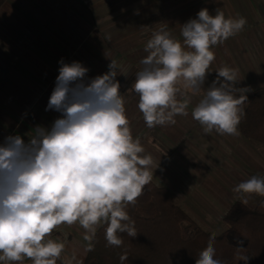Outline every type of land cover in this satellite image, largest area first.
Listing matches in <instances>:
<instances>
[{
	"label": "clouds",
	"instance_id": "obj_1",
	"mask_svg": "<svg viewBox=\"0 0 264 264\" xmlns=\"http://www.w3.org/2000/svg\"><path fill=\"white\" fill-rule=\"evenodd\" d=\"M245 24L243 17L226 18L220 9L213 16L203 8L181 26L183 46L163 28L143 27L152 35L133 87L149 128L174 123L177 114L188 115L189 99H177L178 82L199 92L215 60L212 48ZM59 63L45 110L60 113V118L50 128L37 126L27 142L9 135L0 143V264H23L25 258L32 264H57L64 245L50 236L64 224L79 223L93 236L106 224L108 245L119 247L120 234L136 236L135 222L125 208L137 202L158 167L131 134L116 79L127 77L126 71L118 73L111 62L107 73L86 80L89 69L82 63ZM238 82V70L221 68L192 109V118L205 133L240 135L244 93L249 89L237 88ZM233 192L244 204L248 200L242 197H264V176L242 181ZM214 241L213 234L195 264H219ZM242 250L237 247L238 253ZM237 259L247 264L249 258Z\"/></svg>",
	"mask_w": 264,
	"mask_h": 264
},
{
	"label": "crops",
	"instance_id": "obj_2",
	"mask_svg": "<svg viewBox=\"0 0 264 264\" xmlns=\"http://www.w3.org/2000/svg\"><path fill=\"white\" fill-rule=\"evenodd\" d=\"M203 8L213 16L220 9L226 18L243 17L246 24L212 48L215 60L199 92L178 82L177 99H189L188 115L177 114L174 123L149 128L133 87L152 35L143 27L163 28L183 46L181 26ZM62 59L87 67L86 80L107 73L111 62L118 73L126 71L127 77L116 79L131 134L143 154L152 156L154 167L158 164L152 182L168 189L202 229L225 232L224 215L242 202L235 186L264 176V145L241 135L205 133L191 112L223 67L238 70L235 86L249 89L244 95L264 87V0H7L0 9V143L9 135L27 142L37 126L50 128L60 118L45 109ZM243 198L250 208L263 199L254 194ZM94 236L79 223L55 229L50 238L64 245L57 264H84ZM23 264L32 261L25 258Z\"/></svg>",
	"mask_w": 264,
	"mask_h": 264
},
{
	"label": "trees",
	"instance_id": "obj_3",
	"mask_svg": "<svg viewBox=\"0 0 264 264\" xmlns=\"http://www.w3.org/2000/svg\"><path fill=\"white\" fill-rule=\"evenodd\" d=\"M6 1L0 0V9ZM245 96L246 110L238 131L244 138L264 145V87ZM125 211L135 222L136 236L122 233V244L109 246L105 238L107 225H102L84 264H195L213 236L176 204L168 189L152 181ZM223 221L228 229L214 234V259L219 264H244L237 259L240 255L249 258L247 264H264V197L255 208L235 202ZM237 247L243 250L238 253Z\"/></svg>",
	"mask_w": 264,
	"mask_h": 264
},
{
	"label": "rangeland",
	"instance_id": "obj_4",
	"mask_svg": "<svg viewBox=\"0 0 264 264\" xmlns=\"http://www.w3.org/2000/svg\"><path fill=\"white\" fill-rule=\"evenodd\" d=\"M261 166H263L262 168H264V159H263V163H260Z\"/></svg>",
	"mask_w": 264,
	"mask_h": 264
}]
</instances>
